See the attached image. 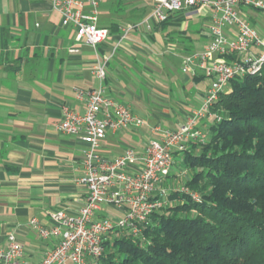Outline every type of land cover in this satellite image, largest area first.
I'll return each instance as SVG.
<instances>
[{"label":"crops","instance_id":"crops-1","mask_svg":"<svg viewBox=\"0 0 264 264\" xmlns=\"http://www.w3.org/2000/svg\"><path fill=\"white\" fill-rule=\"evenodd\" d=\"M152 7L153 0L103 2L99 25L110 35L95 48L75 41L74 28L61 24L52 0H0V249L15 233L27 260L40 262L57 238H42L30 220L50 227L51 211L76 213L87 200V187L78 182L87 143L56 128L63 104L85 111L76 87L104 86L145 120L140 127L107 132L97 150L110 158L128 147L142 153L154 127L178 128L200 105L210 80L201 72L183 73L181 62L208 44L209 30L201 28L204 20L210 23L208 12L176 13L172 22L178 23L166 29L139 25L121 43L122 26L141 22ZM105 56L111 58L101 81L93 69ZM204 126L208 138L210 125ZM101 213L123 216L115 207Z\"/></svg>","mask_w":264,"mask_h":264},{"label":"built area","instance_id":"built-area-1","mask_svg":"<svg viewBox=\"0 0 264 264\" xmlns=\"http://www.w3.org/2000/svg\"><path fill=\"white\" fill-rule=\"evenodd\" d=\"M106 0H52L61 24L75 30V41L98 48L108 40L110 30L99 25V8ZM264 12V0H153V7L139 23L122 26L120 42L128 39L139 25L151 30L176 13L208 12L210 40L199 51L182 57L185 74L201 72L210 80L200 105L186 116L178 128H153L155 133L137 153L134 147L110 158L98 152L108 131L140 127L145 120L130 107L106 94L104 86L93 89L75 88V97L85 105L84 113L62 105V118L57 130L81 137L87 147L83 154L84 174L78 180L87 187L85 204L76 213L63 209L49 213L53 224L45 226L38 218L30 220L42 238H57L52 249L40 262L32 263L15 233L7 236V246L0 249V264H101L104 243L112 231L122 229L133 236L142 234L150 216L167 201L169 188L164 185L172 172L176 156L184 153L191 142L207 141L204 125L220 122L223 115L215 110L216 102L229 90L235 78L258 73L264 65V33L247 18L245 9ZM76 52L75 47L70 48ZM111 56L99 59L94 66L97 79L106 78ZM204 126V127H203ZM178 190L189 193L199 202L198 193L185 186ZM105 207L123 211L115 218L102 214Z\"/></svg>","mask_w":264,"mask_h":264},{"label":"trees","instance_id":"trees-1","mask_svg":"<svg viewBox=\"0 0 264 264\" xmlns=\"http://www.w3.org/2000/svg\"><path fill=\"white\" fill-rule=\"evenodd\" d=\"M172 16L155 27L178 23ZM215 110L223 118L207 141L191 142L174 165L190 172L184 186L200 201L167 186L140 236L105 237L101 264H264V65L235 78Z\"/></svg>","mask_w":264,"mask_h":264},{"label":"rangeland","instance_id":"rangeland-1","mask_svg":"<svg viewBox=\"0 0 264 264\" xmlns=\"http://www.w3.org/2000/svg\"><path fill=\"white\" fill-rule=\"evenodd\" d=\"M147 1H150V0H147ZM245 11H247V13H248V17L247 18L252 23L256 24V27L260 31H262L264 33V12H262L260 10H255V9H252V8L251 9H245ZM99 15H100V8H99ZM209 26H210L209 21L208 20L207 21L204 20L203 23H202V25H201V28L204 29V30H207V29L209 30ZM82 42H85V41H82ZM175 163H177V160H176ZM173 174H174V176H171L170 178L168 177V179L164 182V185L165 186L171 185L173 188H175V187L176 188L177 187H183L184 184H185V181L187 180V177L190 174V172L188 170H186V169H182L181 170V169H178L177 167H173L172 168L171 175H173ZM108 212L110 214H112V215L114 214L113 213L114 211H112V210H110Z\"/></svg>","mask_w":264,"mask_h":264}]
</instances>
